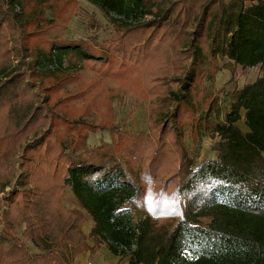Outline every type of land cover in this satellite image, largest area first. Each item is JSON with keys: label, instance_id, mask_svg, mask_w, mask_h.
Segmentation results:
<instances>
[{"label": "trees", "instance_id": "16d2710c", "mask_svg": "<svg viewBox=\"0 0 264 264\" xmlns=\"http://www.w3.org/2000/svg\"><path fill=\"white\" fill-rule=\"evenodd\" d=\"M78 1L0 0V195L20 185L0 197V264L104 244L130 264H264V0H85L114 30L103 44L64 39ZM224 59L263 74L221 119L203 86ZM131 99L149 126L134 138L114 107ZM99 131L116 143L87 150ZM203 137L216 157L197 163ZM67 189L81 210L63 212Z\"/></svg>", "mask_w": 264, "mask_h": 264}, {"label": "rangeland", "instance_id": "374dc122", "mask_svg": "<svg viewBox=\"0 0 264 264\" xmlns=\"http://www.w3.org/2000/svg\"><path fill=\"white\" fill-rule=\"evenodd\" d=\"M19 10L20 9H17L18 12ZM46 13L47 15H52L50 10H46ZM141 20L151 21L154 20V16H146L145 18L139 17L135 21ZM94 23H99L101 25L100 31H91L92 25H95ZM113 33L114 30L110 25L108 18L98 7L88 3L85 0H79L74 16L67 25L64 34V39L68 41L77 42H87L90 40H94L98 44H103L105 41L109 40L112 37ZM12 58L14 59L12 67L15 68L18 65L19 60L17 59L16 54H14ZM31 61L32 59H29V62ZM46 65L48 66V64ZM220 66L222 67V70L216 76L214 82H206L203 87L206 89H210L211 92L218 96V110L220 111V118L224 119L225 115L232 110L235 92L242 89L245 84L253 82L258 76L262 75L263 73L261 72L260 68H252L245 70L238 67L233 71L228 59L221 60ZM43 96H47V93L44 92ZM114 107L116 114V123L127 134L134 138L139 136L141 133H148L149 126L147 109L145 107H138L135 99L128 100L123 105H121L117 101L114 104ZM214 115L213 117H215ZM239 126L242 128L243 131H247V126L244 120L240 121ZM116 141L117 138L113 132L99 131L96 133H90L87 141V150L92 151L93 149H96L105 143L115 144ZM214 143L215 141L210 137L202 138V143L200 145L199 152L200 158L197 163H201L216 157V153L213 150ZM196 146V141L193 140V138H191L190 134L188 133L186 138V148L191 154H193L196 149ZM22 162L23 161L20 159V168ZM18 173L23 175V171ZM19 189L20 185L15 184L11 188L7 189L6 192L7 194L8 192L10 194L17 192ZM5 194H1L0 197L3 198ZM4 208L5 210L9 209L7 201L4 203ZM62 209L64 213L73 210H81V207L77 204L69 189L65 191V196L62 200ZM85 216V222L82 226V230L83 233L86 235V233L89 232L91 225H94V223L89 215L85 214ZM139 218L140 217L136 215L135 221L137 222ZM18 223L19 225L17 227L16 232L18 235H23L25 224L23 223L22 218L18 220ZM26 241L31 250L33 252H37V249L31 244V242H29L28 240ZM89 243L92 244V246ZM88 244L91 247L94 246V242L92 240L88 241ZM193 258V254L188 255L189 261L193 260Z\"/></svg>", "mask_w": 264, "mask_h": 264}, {"label": "crops", "instance_id": "0c3cea01", "mask_svg": "<svg viewBox=\"0 0 264 264\" xmlns=\"http://www.w3.org/2000/svg\"><path fill=\"white\" fill-rule=\"evenodd\" d=\"M92 227L93 225H91L90 230L86 235L90 233ZM88 241H91V239ZM90 245L92 246V244ZM69 264H130V262L128 257L114 255L110 248L104 244L95 253L88 251L77 255L70 260Z\"/></svg>", "mask_w": 264, "mask_h": 264}]
</instances>
